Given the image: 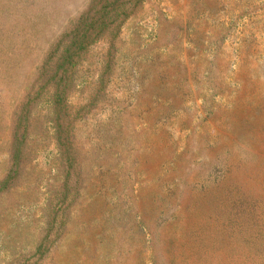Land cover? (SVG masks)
I'll return each mask as SVG.
<instances>
[{
  "label": "rangeland",
  "instance_id": "1",
  "mask_svg": "<svg viewBox=\"0 0 264 264\" xmlns=\"http://www.w3.org/2000/svg\"><path fill=\"white\" fill-rule=\"evenodd\" d=\"M0 264H264V0H0Z\"/></svg>",
  "mask_w": 264,
  "mask_h": 264
}]
</instances>
